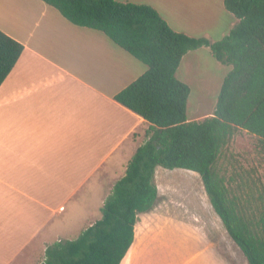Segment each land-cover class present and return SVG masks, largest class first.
I'll list each match as a JSON object with an SVG mask.
<instances>
[{"label":"crops","instance_id":"crops-1","mask_svg":"<svg viewBox=\"0 0 264 264\" xmlns=\"http://www.w3.org/2000/svg\"><path fill=\"white\" fill-rule=\"evenodd\" d=\"M115 1L149 5L173 31L210 43L237 21L224 0ZM0 31L23 46L0 85V264H42L47 247L75 240L100 220L105 200L146 141L149 124L114 97L147 69L42 0H0ZM229 71L208 47L188 52L176 70L190 90L186 110L216 104ZM212 113L186 117L198 121ZM168 171L155 172L159 199ZM135 227L132 256L125 262L130 247L120 264L222 263L219 245L185 250L147 238L136 242ZM163 251L171 255L160 256ZM242 256L230 264H247Z\"/></svg>","mask_w":264,"mask_h":264},{"label":"trees","instance_id":"trees-1","mask_svg":"<svg viewBox=\"0 0 264 264\" xmlns=\"http://www.w3.org/2000/svg\"><path fill=\"white\" fill-rule=\"evenodd\" d=\"M74 26L104 34L146 66L114 100L149 124L146 141L100 209L101 218L75 240L45 250L42 264H120L134 241L140 215L158 202L157 168L196 173L227 235L247 264H264V183L229 165L234 137L257 139L264 156V0H224L236 18L229 33L210 43L173 31L149 5L115 0H42ZM208 47L229 66L211 116L187 121L189 87L176 78L182 58ZM23 46L0 31V85ZM230 169V170H229Z\"/></svg>","mask_w":264,"mask_h":264},{"label":"rangeland","instance_id":"rangeland-1","mask_svg":"<svg viewBox=\"0 0 264 264\" xmlns=\"http://www.w3.org/2000/svg\"><path fill=\"white\" fill-rule=\"evenodd\" d=\"M191 96L197 101L198 94L193 93ZM205 104L210 105V103ZM214 106L215 104H212L211 107L200 110L188 108L186 116L191 117L192 112L198 115L211 114ZM228 155L231 158L229 165L241 166L248 171H254L253 173L264 183V156L260 154L257 139L254 136L245 132L238 133L229 146ZM166 173L165 180L161 175L159 180H164L168 187L154 209L147 215L138 217L135 241H144L145 238L152 242L159 240V245L187 246L185 250L215 244L221 247L223 257L221 264H230L231 258H236L238 261L242 256L241 252L231 241L221 221L214 213L199 176L179 169ZM196 233L204 234L208 239L199 237ZM193 234L196 235L198 241L193 239L195 238ZM190 235H193L192 238L188 237ZM166 254L171 255L169 251H163L160 256L163 257ZM172 254L175 259L176 253ZM131 256L132 247L125 262Z\"/></svg>","mask_w":264,"mask_h":264}]
</instances>
